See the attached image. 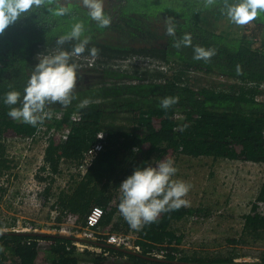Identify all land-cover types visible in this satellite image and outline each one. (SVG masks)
<instances>
[{
	"label": "trees",
	"instance_id": "trees-1",
	"mask_svg": "<svg viewBox=\"0 0 264 264\" xmlns=\"http://www.w3.org/2000/svg\"><path fill=\"white\" fill-rule=\"evenodd\" d=\"M224 3L225 0H213L211 4L208 0H104L105 12L112 22L101 28L87 15L82 0H58L53 7L62 4L69 9L67 14L57 16L42 6L9 25L0 34V174L15 167L1 139L32 136L40 125L34 127L10 117V108L20 105L5 104L6 94L15 90L22 98L39 59L59 50L71 52L78 41L58 45L57 40L80 22L84 25L83 36L90 38L81 55L94 56L96 62L91 68L77 67L75 99L70 105L57 102L46 106L47 112H62L60 120L52 119L53 115L44 120L47 130L69 127L70 131L64 142L55 135L50 137L44 160L52 175L59 174L63 166H77L98 132H104L106 139L85 175L75 174L66 190L57 195L56 221L64 222L72 216L83 227L90 209L99 206L104 210L100 230L134 233L144 253L146 248L163 243L179 245L182 236H176L173 224L200 210L181 206L162 212L156 221L139 230L133 229L119 211V185L137 167L155 166L165 159L175 162L181 156L264 165V101L258 99L264 88V13L241 25V34L235 37L227 29L220 30L228 19ZM168 20L175 25L174 36L167 34ZM186 35L191 40L188 45L183 43ZM197 46L214 49L215 55L197 60ZM93 47L97 49L95 55L91 53ZM136 58L171 63L175 72L167 76L138 66L127 70L119 67L121 62ZM188 73L220 77L227 83L205 85L194 80L181 87L178 84ZM166 97L178 99L165 109L161 101ZM73 114H78L75 122L70 119ZM45 193L49 194L50 189L46 188ZM2 228L0 225V264L9 259L13 264H78L84 260L115 264V257L129 264H165L113 248H101L108 256L90 251L79 254L73 248L66 249L72 243L69 239L12 231L1 234ZM42 241L49 243L47 249L40 247ZM228 243L264 244V177L249 212L243 216L241 236ZM167 250L166 260H175L173 253L180 251L177 247ZM240 257L233 248L212 255L184 253L178 261L229 264ZM250 263L264 264V250L258 261Z\"/></svg>",
	"mask_w": 264,
	"mask_h": 264
},
{
	"label": "rangeland",
	"instance_id": "rangeland-1",
	"mask_svg": "<svg viewBox=\"0 0 264 264\" xmlns=\"http://www.w3.org/2000/svg\"><path fill=\"white\" fill-rule=\"evenodd\" d=\"M225 29L230 35L237 37L241 34L242 26L226 19L220 25V30ZM182 78L191 83L196 80L205 85L227 83L223 78L198 73L185 75ZM261 89L263 95L258 99L264 101V88ZM55 113L54 111L53 114ZM41 144V141L34 142L28 149L22 142L8 144L10 146L7 147V156H10L13 147L16 148L11 156L15 167L0 174V225L3 226L4 232H36L69 236L59 233L60 229L67 227L73 231L78 230L80 226L73 221L72 216L58 223L56 221L58 208L55 205L59 192L66 190L76 175L73 173V167L67 168L61 165L63 167L59 174L46 178L50 193L46 194L45 190L41 193L37 192L41 180L45 179L38 170L33 177L34 170L38 166V151ZM175 166L178 172L173 178L191 185L190 191L184 197L189 203L183 207L200 210L192 217L173 224L172 228L176 236H182L179 249L189 255H212L225 253L234 248L235 252L242 256L235 262L258 261L260 252L264 250V244L238 243L233 246L228 241L238 240L241 236L243 216L249 212L251 203L256 197L264 177V165L228 160L213 162L208 158L191 159L181 156L180 160L175 161ZM133 234L130 236L136 239V235ZM48 246V242H41L40 247L43 250ZM119 259L122 258H113L114 263H122ZM6 264H13V261L9 259Z\"/></svg>",
	"mask_w": 264,
	"mask_h": 264
},
{
	"label": "clouds",
	"instance_id": "clouds-1",
	"mask_svg": "<svg viewBox=\"0 0 264 264\" xmlns=\"http://www.w3.org/2000/svg\"><path fill=\"white\" fill-rule=\"evenodd\" d=\"M213 0H208L211 4ZM87 15L101 28L111 24V17L105 12L104 0H82ZM58 0H0V34L15 23L19 18L35 12L42 6L57 16L69 12L64 5L53 7ZM224 9L230 22L246 25L260 13H264V0H225ZM167 34L175 35V25L171 20L166 21ZM84 25L77 22L70 33L58 38L57 44L63 45L68 40L78 41L71 52L59 50L56 54L45 55L35 64L33 72L24 88L23 97L18 91H9L4 103L17 105L10 108L8 115L18 122L37 126L43 124L45 118H51V113L45 111L49 104L59 103L63 106L71 104L75 99L73 90L77 85V65L70 63L72 55L84 53L90 43V38L83 36ZM183 43H191L190 37L185 36ZM179 47V44L176 45ZM97 49L91 48L95 55ZM215 55L214 49L197 46L194 58L208 60ZM94 57V56H89ZM176 97H166L161 101L165 109L177 102ZM85 104L87 101L84 102ZM178 172L175 162L171 159L160 160L155 166L148 164L135 168L131 175L124 179L119 189L121 199L119 211L129 226L139 230L145 224L157 220L162 212L187 206L189 201L184 199L191 185L173 177Z\"/></svg>",
	"mask_w": 264,
	"mask_h": 264
},
{
	"label": "built area",
	"instance_id": "built-area-1",
	"mask_svg": "<svg viewBox=\"0 0 264 264\" xmlns=\"http://www.w3.org/2000/svg\"><path fill=\"white\" fill-rule=\"evenodd\" d=\"M96 62L95 57H89V56H82V55H72L70 59V63H74L77 65L78 68H91L94 67ZM140 67L145 70H150L151 72H160L165 75H171L172 71L174 72L175 66L171 63H163L161 61L152 60V59H142V58H136L132 60H126L119 64V67L127 70L132 69L134 67ZM116 68V67H115ZM194 74V73H188ZM220 78V77H219ZM221 79V78H220ZM187 80V79H186ZM185 79L179 82L178 85L181 87L187 86L188 81ZM162 82V80H158ZM52 119L54 120H60L62 118V112H56L53 114ZM71 121L75 122L78 120V114H73L71 116ZM48 120L45 118V122ZM70 128L66 127L61 131H56L55 128H51L47 130V127L44 124H40L36 132L29 137H19L15 136L12 138H2V143L6 146V152H8L7 147H9L10 143L12 144H18L19 142H22L26 149L31 148V146L34 144V142L41 141L42 144L40 146V149L38 151V166L36 170H34V176L37 174V170L39 171V174L43 175V180H41V183L39 184V188L37 192L41 193L46 188H48L49 182L46 180V178L50 177L52 175L50 171L49 165L45 162V150L49 144V139L52 135H55L60 142H64L67 139V136L69 134ZM106 134L104 132H98L96 135V140L91 144V146L85 150L82 153V156L77 164V166L73 167V173H75L78 177H82L87 172L88 168L91 166L95 158L98 156V154L103 150L104 144H105V138ZM16 148L13 147V151L10 152V159L11 156L14 154V150ZM43 171V172H41ZM36 172V173H35ZM46 173V174H44ZM34 180V179H32ZM58 215V212H57ZM104 210L99 206H93L89 213L85 217L84 225L83 227H79L78 230L71 231L70 228L64 227L60 229L61 234H67L69 236L78 237L86 240H91L95 242H104L107 245L121 248L127 251H131L135 254H142L145 256L157 258V259H166V254L168 253L167 248L168 247H177L179 249V246L173 243H163L162 245H158L151 248H146V252L144 253L143 249L140 245L136 243V239L130 235H126L123 233H103L100 230V222L103 218ZM77 227V226H76ZM18 232V231H13ZM73 248L75 252L82 254L84 251H90L96 254H103L104 256H108L109 254L107 252H104L101 247L95 246V245H89L85 243L75 242L72 241L70 246H67V250ZM180 250V249H179ZM185 252L177 251L173 253L175 260L180 259ZM122 261L120 264H129L126 263L125 259H119ZM78 264H93L90 260H84L79 262Z\"/></svg>",
	"mask_w": 264,
	"mask_h": 264
},
{
	"label": "water",
	"instance_id": "water-1",
	"mask_svg": "<svg viewBox=\"0 0 264 264\" xmlns=\"http://www.w3.org/2000/svg\"><path fill=\"white\" fill-rule=\"evenodd\" d=\"M12 234H23V235H40V236H56V237H63L66 239H69L70 241H75V242H80V243H85V244H89V245H95L101 248H113L116 250H120L125 254H129V255H134V256H138L144 260L150 261V262H155V263H165V264H199V263H190V262H181L178 260H166V259H157V258H153V257H149V256H145L142 254H135L131 251H127L121 248H117V247H113L110 245H107L105 243L102 242H95V241H91V240H86V239H82V238H77V237H73V236H65V235H55V234H43V233H36V232H32V233H26V232H11ZM1 234H5V232H2ZM229 264H252V263H246V262H234V263H229ZM257 264V263H255ZM260 264V263H258Z\"/></svg>",
	"mask_w": 264,
	"mask_h": 264
}]
</instances>
